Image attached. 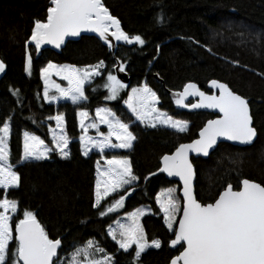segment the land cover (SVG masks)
Wrapping results in <instances>:
<instances>
[{"label":"trees","instance_id":"1","mask_svg":"<svg viewBox=\"0 0 264 264\" xmlns=\"http://www.w3.org/2000/svg\"><path fill=\"white\" fill-rule=\"evenodd\" d=\"M102 3L119 19L123 31L129 36L140 35L145 43L122 42L111 52L95 35H84L67 40L59 51L37 49L29 43L31 30L36 20L46 22L50 0H0V61L5 65L0 78V126L6 120L10 123L9 163L20 177L17 187L7 191L0 188V199L17 202L13 226L23 218L25 210L31 211L50 239L61 240L57 264L60 260L65 264L74 249L89 240L112 257V264H136L135 247L128 252L120 249L107 229L120 215L148 205L151 210L142 215L141 226L147 240L157 239L161 247L146 249L138 264H169L182 247H170L174 232L168 228L156 202L159 190L176 183L159 171L161 158L180 143L194 139L213 114L177 110L168 90L178 91L193 82L211 92L208 83L222 81L248 101L257 131L250 146L237 147L224 142L207 158H192L196 198L202 203L212 202L228 184L237 189L243 179L264 186V0H102ZM29 56L30 72L26 70ZM101 61V75L94 76L84 87L87 99L76 104L63 100L57 105L45 101L40 71L48 62L86 67ZM117 65H123L129 80L116 99H106L107 76L109 73L115 76ZM143 83L156 93L160 109L187 120L186 131L150 127L136 120L124 100L129 88ZM16 90L18 94L14 95ZM101 105L110 107L130 126L135 139L129 149L119 153L129 159L138 179L125 188L126 193L123 189L104 198L97 209L92 205L100 155L98 151L84 155L78 140L82 129L77 113L85 110L93 116L95 108ZM58 113L64 116L69 155L63 157L52 151L47 159L22 160L24 132H31L51 145L49 136L55 119L50 117ZM120 195L125 196L124 206L101 216L100 211Z\"/></svg>","mask_w":264,"mask_h":264},{"label":"snow or ice","instance_id":"2","mask_svg":"<svg viewBox=\"0 0 264 264\" xmlns=\"http://www.w3.org/2000/svg\"><path fill=\"white\" fill-rule=\"evenodd\" d=\"M51 6L47 9V20L42 22L36 20L31 30L30 41L40 49L44 44H51L59 48L66 36H78L81 31H91L99 35L101 40L109 43L111 36L116 41H124L127 44L143 45L145 41L140 35L129 36L121 27L119 19L110 14L102 0H50ZM158 20H162L158 18ZM27 43V42H26ZM32 59L28 57L26 70L31 71ZM103 65L101 61L96 66L86 69H76L71 66L59 67L49 63L46 68L41 69V78L44 80L45 101L56 99H68L73 104L87 99L84 84L94 76L101 75L99 69ZM5 65L0 61V72ZM60 72L61 78L68 81L67 89L59 85H53L59 97L49 95V83L51 70ZM120 71H124L120 65ZM108 83L105 87L109 95L106 99L114 100L120 90L125 87L116 76L109 73ZM211 87L219 89V95H206L200 91L196 84L188 83L184 86L183 93L178 94L176 103L182 107L192 109L211 108L218 109L220 118L209 120L199 132V139L189 144H180L174 153L164 155L161 159V172L168 176H176L183 182V215L179 219L178 229L173 228L176 213L180 209L179 203L172 197L173 189L162 190L156 197L164 213V221L168 228L174 232L175 239L170 241L171 246L180 245L183 251L174 257L170 264H264V186L251 182L248 179L241 181L239 190H233L228 186L219 193L214 203L202 204L198 202L193 192V164L189 160V153H202L207 156L209 149L217 143L218 137L229 141H237L240 144H249L256 136L252 125V117L249 112L248 101L242 96L234 93L230 88L216 80L210 82ZM18 94V90L13 92ZM188 96H199L198 103L186 105L184 100ZM157 102L156 93L147 85L141 88H133L128 99L125 101L136 119L141 123H148L150 127H156L162 123L168 127L184 132L188 128V122L174 120L165 113H160L155 107ZM81 117V128L87 132L88 127L98 128V123L107 125L108 133L104 135L98 131L99 139L81 136L80 142L84 149V155L91 148H98L101 152L105 148H130L135 136L129 131V125L116 118L114 113L107 108L96 109V121L85 126L88 112L77 113ZM10 119V118H9ZM57 121L61 127V134L53 136L55 150L63 157L69 152L68 138L63 134V115L50 117ZM156 121V122H153ZM10 134V123L4 121L0 126V188L8 190L17 187L19 175L9 163L8 138ZM115 135L119 143H112L111 137ZM24 152L22 160L47 159L49 149L39 137L24 133ZM99 163V162H98ZM108 168L102 173L107 179L104 181L103 193L100 191L101 179L100 168L97 167L98 177L96 181L95 203L93 208L99 209L101 201L110 193L125 189L126 185H132L138 177L133 173L131 162L127 158L113 157L106 161ZM162 197H166L162 200ZM124 195L113 204L100 211L101 216L115 212L124 206ZM17 202L7 198L0 199V264H57L59 260L58 248L60 239H50L48 233L37 221L36 216L25 210L23 218L15 223L14 229L10 224L11 213L17 211ZM142 210L129 214L127 223L117 222V228L109 227L108 235L125 252L135 245L134 260L138 264L147 248H160L161 242L157 239L147 240L143 227L139 222ZM11 242V243H10ZM14 245V247H13ZM95 249L101 254L97 258L90 251ZM55 258V259H54ZM112 257L108 256L103 248L94 241L89 240L84 247H77L71 254L68 264H111Z\"/></svg>","mask_w":264,"mask_h":264},{"label":"rangeland","instance_id":"3","mask_svg":"<svg viewBox=\"0 0 264 264\" xmlns=\"http://www.w3.org/2000/svg\"><path fill=\"white\" fill-rule=\"evenodd\" d=\"M124 42V41H123ZM49 63H52V64H54V65H56V66H58V68L59 67H63V66H70L69 64H67V63H62V64H57V63H53V62H48L43 68H46L47 67V65L49 64ZM89 66H86V67H76V69H86V68H88ZM42 68V69H43ZM75 68V67H74ZM40 75H41V71H40ZM61 73L60 72H58L56 69H52L51 70V76H50V83H49V95L50 96H54L55 95V93H57L58 94V96L60 95V93L59 92H57V90H56V88L53 86V85H59L61 88H65V89H67L68 87H69V84H68V81L67 80H64V79H62L61 78ZM116 76V75H115ZM118 79V78H117ZM43 80V79H42ZM119 80V79H118ZM91 81V80H90ZM121 81V80H120ZM62 82L64 83V84H62ZM43 83H44V80H43ZM89 83V82H88ZM121 83L123 84V85H125V87H126V85H127V83H125V82H123V81H121ZM87 84V82L84 84V87H85V85ZM145 84L143 83L140 87H131V88H129V90H128V94H127V97H126V99L124 100V104L127 106V104L125 103V101L128 99V96H129V94H131V92H132V89L133 88H141V87H143ZM44 89H45V83H44ZM149 88V87H148ZM44 89H43V94H44ZM152 90V89H151ZM153 91V90H152ZM154 92V91H153ZM157 96V95H156ZM63 100H65V99H61V100H58V99H56V100H50L49 102H52V103H54L55 105H57V103L58 102H60V101H63ZM128 107V106H127ZM155 107H156V109L158 110V112H160V113H165L167 116H170V117H172L174 120H182V121H187V120H184V119H180V118H178V117H175V116H172V115H170L168 112H166V111H164V110H162V109H160V107H159V99H158V97H157V102L155 103ZM100 108H107V109H110L111 111H112V113H114L113 112V110L110 108V107H108L107 105H102V106H100ZM82 111H85V110H82ZM80 112V111H79ZM57 115H61V114H56V116ZM115 115V114H114ZM55 116V117H56ZM90 117H94V116H90V115H88V118L85 120V126H87V125H89V124H91V123H93L94 121L95 122H97L98 123V121H96V118L94 119H92V118H90ZM115 117L116 118H118L116 115H115ZM119 119V118H118ZM80 120H81V117H79L78 116V123L80 124ZM137 120V119H136ZM139 121V120H138ZM140 122V121H139ZM153 122H156V121H153ZM157 123V126H164V127H168L167 125H165V124H162V123H158V122H156ZM143 124H145V125H147L148 126V123L147 122H145V123H143ZM100 126H102V127H104L106 130H107V132L106 133H103L104 135H107V133H108V127H107V125H105V124H102V123H98V128H91V127H88V129H87V132H85L84 131V129H83V135H81V136H85L86 138L87 137H91L93 140H95V139H99L100 137H98V135L97 134H90V133H94V130H99L100 129ZM168 128H171V127H168ZM171 129H174V128H171ZM62 130H64L63 129V124H62ZM174 130H176V129H174ZM52 131V132H51ZM50 131V139H51V145H48V144H46L45 142H44V145L46 146V147H48L49 149H52V151H57V150H55V145H54V143H53V136L54 135H60L61 134V127H58V125H57V121L55 120V127L52 129ZM129 131L131 132V130H130V126H129ZM177 131V130H176ZM64 132L65 131H63V134H64ZM25 133V132H24ZM27 133H29L30 135H34L35 136V134H33V133H31V132H27ZM133 134V133H132ZM65 135V134H64ZM134 135V134H133ZM24 136V135H23ZM40 138V137H39ZM41 139V138H40ZM42 140V139H41ZM111 141H112V143H114V144H116V143H119L120 141L119 140H117L116 139V137H115V135H113L112 137H111ZM133 142V141H132ZM23 145H24V137H23ZM90 147V150L88 151V153L89 152H91V151H98V153H99V155H100V161H98L97 163H96V180H95V193H96V181H97V177H98V172H97V167L99 166V168H100V173L101 174H99V176H100V179H101V186H100V191L103 193V190H104V181L107 179V177L106 176H104V175H102V173H104V171L108 168V165L106 164V161L107 160H110V159H112L113 157H117V158H127L126 156H122V155H120V151L121 150H127V149H129V148H105L104 149V151L103 152H101L98 148H91V146H89ZM67 150V149H66ZM52 151H50L49 153H51ZM23 152H24V150H23ZM59 152V151H58ZM83 152H84V149H83ZM60 153V152H59ZM106 154H108L107 156H106ZM110 154H113V155H111L110 156ZM128 159V158H127ZM129 160V159H128ZM133 184V183H132ZM129 185H126L125 186V188H127ZM166 189H173L174 191L172 192V197L179 203V205H180V209L177 211V213H176V219L174 220V221H172V223H173V228L175 229V227H176V223H177V220H178V217H179V214H180V210H181V205H182V201H181V197L178 195L179 194V185H178V183H173V184H170L169 186H166V187H164V188H162L161 190H159V192H158V194L159 193H161V191L162 190H166ZM121 190H123V189H120V190H118V191H121ZM117 191V192H118ZM116 193V192H115ZM112 194H114V193H110L109 195H112ZM157 194V195H158ZM108 195V196H109ZM157 197V196H156ZM106 198V197H105ZM162 200H165L166 199V197H162L161 198ZM156 202H157V200H156ZM94 203H95V194H94ZM158 205H159V208H160V204L158 203ZM137 210H142V212H143V214H145V213H148V212H150V207L148 206V205H145V204H142V205H140V206H138V207H136V208H134L133 210H130V211H128V212H126V213H124V214H122V215H120L119 217H117L115 220H114V222L113 223H111L109 226H108V229H107V232L109 231V227H112V228H117V222H119V223H127V222H129V220H128V216H129V214L130 213H132V212H134V211H137ZM160 210H161V208H160ZM162 212V211H161ZM10 215H11V217H12V219H13V217H14V215H16V212L15 213H9ZM162 214H163V217H164V213L162 212ZM141 217H142V215L141 216H139V222H140V224H141V221H140V219H141ZM10 224H11V226L13 227V229H14V226H13V222H12V220L10 221ZM110 236V235H109ZM110 238L111 239H113L111 236H110ZM11 243V242H10ZM149 243H151V241H149ZM85 246V245H84ZM83 246V247H84ZM132 246H134L135 247V245H132ZM150 248V247H149ZM148 249V248H147ZM90 251H92L94 254H95V256L97 257V258H101V254L100 253H96L95 252V249H92V250H90ZM108 256H110L109 254H107ZM71 259V256L69 257V259H67L66 260V262H65V264H68V262H69V260ZM58 264H62L61 263V260L58 262ZM111 264H112V261H111Z\"/></svg>","mask_w":264,"mask_h":264},{"label":"water","instance_id":"4","mask_svg":"<svg viewBox=\"0 0 264 264\" xmlns=\"http://www.w3.org/2000/svg\"><path fill=\"white\" fill-rule=\"evenodd\" d=\"M111 14V13H110ZM112 15V14H111ZM47 20V19H46ZM84 35H95L96 37H98L99 38V40L104 44V45H106L110 50H111V52H114L115 50H116V48H117V46L120 44V43H122L123 41H116L114 38H112L111 36H109L108 37V40H109V43H105V41L104 40H101L100 39V37H99V35L97 34V33H95V32H91V31H81L80 32V34L78 35V36H66L65 38H64V42L61 44V46L59 47V48H57V47H55L54 45H51V44H44V45H42L41 47L42 48H48V49H51V50H53V51H59L62 47H63V45L65 44V42L67 41V40H70V39H78V38H80L81 36H84ZM29 43L30 44H32V45H34L35 46V44L34 43H32L31 41H30V39H29ZM4 72V71H3ZM3 72H0V78L2 77V74H3ZM116 77L119 79V80H121V81H123V82H125V83H127L128 82V80H129V77H128V74L125 72V71H120V67H119V65H117L116 66ZM212 81V80H211ZM210 81V82H211ZM216 81H218L219 83H224V82H222V81H219V80H216ZM210 82L208 83V88L211 90V92H207V91H205V90H203L202 88H200L196 83H194V84H196L197 85V87L199 88V90L200 91H202V92H204L206 95H219V89H214V88H212L211 87V84H210ZM189 83H193V82H189ZM188 84V83H187ZM224 84H226V83H224ZM227 85V84H226ZM185 86V85H184ZM184 86H183V88L181 89V90H178V91H172V90H168L167 91V93H168V95H169V97L171 98V100H172V102H173V105H174V107L177 109V110H181V111H186V112H196V111H202V112H207V113H211V114H213V117L212 118H209V119H207L206 121H205V123L202 125V127L199 129V131H198V133H197V136L194 138V139H192L191 141H187V142H182V143H180V144H189V143H191L193 140H196V139H199L200 137H199V132H200V130L205 126V124L209 121V120H214V119H218V118H220V116H221V113L219 112V110L218 109H211V108H201V109H192V108H190V107H182V106H180V105H178L177 103H176V100L179 98V96H178V94H180V93H183V91H184ZM228 86V85H227ZM229 87V86H228ZM230 88V87H229ZM230 90H232V89H230ZM233 91V90H232ZM234 92V91H233ZM234 93H236V92H234ZM236 94H238V93H236ZM238 95H240V94H238ZM241 96V95H240ZM244 98V97H243ZM199 100H200V97L199 96H188V97H186L185 98V100H184V103L186 104V105H189V104H194V103H198L199 102ZM249 112H250V115H251V111H250V107H249ZM251 117H252V115H251ZM254 129H255V127L253 126V119H252V125H251ZM255 131H256V129H255ZM256 137H257V131H256V136L253 138V141L251 142V143H249V144H240L239 142H237V141H229V140H226V139H224L223 137H218L217 138V143L215 144V145H213V147L211 148V149H209V154L207 155V156H205V155H203L202 153H200V154H197V153H194V152H190L189 153V160L191 161V163H192V158H203V159H205V158H207L210 154H211V152L212 151H214V149L220 144V143H229V144H231V145H233V146H237V147H245V146H250L254 141H255V139H256ZM179 144V145H180ZM178 145V146H179ZM177 146V147H178ZM176 147V148H177ZM176 148L171 152V153H168V154H165V155H171L172 153H174L175 152V150H176ZM164 156V155H163ZM162 156V157H163ZM162 159V158H161ZM193 164V163H192ZM193 169H194V176H193V192H194V195L196 196V194H195V180H196V170H195V166H194V164H193ZM165 173V176L169 179V180H172V181H175L176 183H178V185H179V195H180V197H181V200H182V205H183V182L179 179V177H176V176H168V174L166 173V172H164ZM244 180V179H243ZM249 180V179H248ZM251 182H255V183H258V182H256V181H253V180H250ZM260 184V183H259ZM228 186V185H227ZM226 186V187H227ZM242 185H241V183H240V186L237 188V189H234L233 188V190H239V188L241 187ZM263 186V185H262ZM225 187V188H226ZM224 188V189H225ZM224 189H222L220 192H222ZM219 195V194H218ZM216 198H218V196L216 197ZM215 198V199H216ZM215 199H214V201H212V202H208V203H214L215 202ZM198 200V199H197ZM198 202H200L199 200H198ZM200 203H202V202H200ZM208 203H202V204H208ZM182 215H183V211H182V207H181V210H180V214H179V217H178V220H177V223H176V227H175V229H178V227H179V219L182 217ZM172 239H175V235L173 234V238ZM177 246H179V244L178 245H176L175 247H177ZM170 247L171 248H175V247H173V246H171V243H170ZM59 249V248H58ZM58 251V250H57ZM181 251H183V248H181V250L178 252V254L176 255V256H178L179 254H180V252ZM176 256H174V257H176ZM173 257V258H174ZM172 258V259H173ZM171 259V260H172ZM171 260H170V262H171ZM170 262H169V264H170ZM21 264H22V262H21Z\"/></svg>","mask_w":264,"mask_h":264},{"label":"crops","instance_id":"5","mask_svg":"<svg viewBox=\"0 0 264 264\" xmlns=\"http://www.w3.org/2000/svg\"><path fill=\"white\" fill-rule=\"evenodd\" d=\"M70 66L76 68V66H72V65H70ZM88 82H89V81H88ZM88 82H87V83H88ZM62 84H64V83L62 82ZM43 85H44V83H43ZM43 89H44V86H43ZM42 94H43V92H42ZM43 96H44V94H43ZM54 96L59 97L60 95L58 96V94L55 93ZM61 99H63V98H61ZM61 99H58V100H61ZM65 100H68V99H65ZM68 101H71V100H68ZM101 106H102V105H101ZM97 108H100V106H98V107L95 108V110H94V114H93L94 117H90V118H92V119H93V118H94V119L96 118V109H97ZM78 124H79V123H78ZM79 127L81 128V125H80V124H79ZM63 129H64V127H63ZM81 129H82V128H81ZM51 130H52V129H51ZM63 131H65V130H63ZM82 131H83V129H82ZM98 131H99L100 133H106V132H107V130H106L104 127L100 126V129H99V130H94V133H90V134H97ZM51 132H52V131H51ZM64 134L67 136L66 132H64ZM82 135H83V132H82ZM35 136H36V135H35ZM23 137H24V136H23ZM37 137H38V136H37ZM67 138H68V136H67ZM80 138H81V137L78 138L79 141H80ZM68 141H69V138H68ZM23 146H24V145H23ZM23 150H24V147H23ZM107 155H108V154H106V156H107ZM111 155H113V154H110V156H111Z\"/></svg>","mask_w":264,"mask_h":264}]
</instances>
